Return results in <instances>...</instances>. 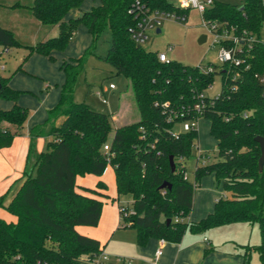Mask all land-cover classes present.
I'll return each mask as SVG.
<instances>
[{
  "label": "trees",
  "instance_id": "16d2710c",
  "mask_svg": "<svg viewBox=\"0 0 264 264\" xmlns=\"http://www.w3.org/2000/svg\"><path fill=\"white\" fill-rule=\"evenodd\" d=\"M136 1L101 0L87 12L81 11L84 0H34L29 7L45 27H59L57 37L26 47L30 55L40 54L55 62L53 53L64 52L80 26L88 29L92 44L80 57L62 63L61 98L48 111L46 122L31 130L28 169L21 186L8 204L9 192L0 197V210L17 218V222H7L0 217V264H89L100 255L101 243L77 228L97 227L104 203L78 192L77 178L100 177L109 165L115 172L118 196H132V208L121 211V227L136 231L138 246H147L152 238L180 243L189 232L204 234L247 223L259 227L261 242L245 246V264H250L253 253L264 264V168L259 166L261 147L256 141V137H264V82L257 77L264 73V0H244L242 7L222 2L206 7L203 18L207 25L218 23L238 37L247 34L252 38L243 44L242 52L235 51L239 64L228 62L212 73H205L201 65L163 63L159 52L136 43L129 31L136 24L129 13ZM139 1L152 11L188 13L168 0ZM73 10L80 11V16L66 20ZM106 30L111 32V46L105 61L116 75L129 81L139 114L135 122L114 125L111 115L75 100L79 77ZM0 46L24 47L13 31L2 26ZM217 75L221 77L219 95L207 96L202 112H194L198 95L206 93ZM9 82L10 78L0 76V99L15 103L10 110H0V150L13 144L29 115L18 104L22 92ZM61 118L64 120L57 126ZM193 119L210 121V134L218 147L215 163L197 166L195 184L185 179V164L193 157L199 131L174 133L180 124ZM5 123L15 130L4 127ZM41 137L51 140L46 151L37 153L35 144ZM106 144L109 152L104 150ZM209 175L232 196L221 198L206 218L191 222L196 186ZM165 183L172 188L162 189ZM98 187L106 189L102 182ZM86 191L100 194L94 189Z\"/></svg>",
  "mask_w": 264,
  "mask_h": 264
},
{
  "label": "crops",
  "instance_id": "0c3cea01",
  "mask_svg": "<svg viewBox=\"0 0 264 264\" xmlns=\"http://www.w3.org/2000/svg\"><path fill=\"white\" fill-rule=\"evenodd\" d=\"M100 1L96 4V0H84L81 11H90L93 7L98 6ZM33 2L34 0L24 2L22 0H0V26L13 31L24 48L36 46L41 41L59 35L58 26L48 29L31 14L29 7L33 5ZM80 14V11L73 10L67 15L66 20L76 18ZM206 40V37L203 38V41ZM91 44L92 36L88 29L85 26H80L68 48L64 52L56 51L53 53V56L56 58L55 62L51 61L49 57L40 54L30 55L29 52L26 62L21 64L19 61L20 64L15 66L16 70H13L14 72L10 76H4L0 72V76L10 78L9 85L11 88L22 92L18 104L29 111L27 121L15 137L13 144L8 148L0 150V197L9 192V196L12 199L21 186L20 180L28 169L27 159L31 144V130L36 126L43 125L48 119V111L54 108L60 101L62 86L65 82V74L61 69L62 63L71 58L80 57L84 53L82 51L89 48ZM76 49H79L77 54ZM12 50L5 49L2 52L0 48V58L3 53L10 54ZM80 53L82 54L80 55ZM1 69L7 70L4 66ZM101 91L105 92L103 89ZM14 105V102L0 99V110H10ZM125 116H127L125 107H122L118 115L112 116L113 122H116L117 118H119L120 120L117 122L121 124V120L125 119ZM63 120L64 118L59 119L57 126ZM115 125L117 124L115 123ZM4 127L15 130V126L8 123H5ZM50 140L51 138L47 137L38 138L35 144V151L37 153L43 152ZM202 162L204 163L205 160ZM110 170L108 168L100 177L86 175L77 178L78 192L94 196L104 203L101 219L97 227L80 226L77 228L81 234L98 240L101 243V247L108 240L109 235L115 233L116 230H121V207L131 209L133 204V199L130 195L119 197L115 189L112 192V190L108 191V189L98 187L99 182L107 186L106 176L109 172L112 173ZM112 175L115 182L114 169ZM196 188L194 207L188 219L191 222H199L206 218L209 214L213 213L216 203L221 198L228 199L232 196L231 193L223 190L222 185L218 183L214 175L204 178ZM86 189H94L100 194L92 195ZM122 197L129 198L127 205L122 203ZM110 203L111 205H109ZM5 221L17 222V218L14 216L13 221ZM238 224H246L251 229L258 227L257 225L247 223ZM233 225L237 224L221 228ZM211 234V231L204 234L187 233L180 243H170L152 238L145 247H140L138 244L135 247L134 245V249L129 254L132 257L129 258L130 264H245V246H257L259 244V240L255 245H252L250 242L245 244L246 241L238 242L233 235L225 238H216L211 236ZM119 237L122 239V236ZM159 249L163 253L158 263H156V252ZM250 264H261L257 253L251 255Z\"/></svg>",
  "mask_w": 264,
  "mask_h": 264
},
{
  "label": "rangeland",
  "instance_id": "374dc122",
  "mask_svg": "<svg viewBox=\"0 0 264 264\" xmlns=\"http://www.w3.org/2000/svg\"><path fill=\"white\" fill-rule=\"evenodd\" d=\"M24 1L27 0H22V2ZM181 1L182 0H168L174 8L180 9L182 8ZM198 1L200 4L204 5H207L209 1L212 3L222 2L239 7H242L244 4V0ZM98 3L99 0H96V4ZM184 16L186 17V20L183 18L164 20L162 25L158 27L161 30L160 33H157V28L149 31V40L143 44V47L147 51L166 52L171 60L182 63L186 66H198L199 64L207 66L211 63L219 68L222 65L218 58L219 46L214 45L215 35L212 32L211 26L206 25L203 14L196 7L190 6L187 15ZM205 37L207 40L203 41V38ZM261 40L264 42V28L261 30ZM110 46L111 32L110 30H106L98 41L94 53L88 57L85 70L79 77L75 90V100L87 104L95 111L109 114L111 117L113 115H118L124 105L127 116H125V119L121 120V124L135 122L139 119V114L137 107L134 104L129 81L123 76L116 75L114 68L105 61ZM170 46H173L172 51L168 50ZM0 48L2 52L5 50L4 47L0 46ZM85 51H82V53H85ZM29 52L28 48L21 47L19 49H13L10 54L3 53L0 58L1 74L4 76H10V74L14 72L13 70H16L15 66L20 64L19 61L21 64L26 62ZM78 52L79 49H76V54ZM82 53H80V55ZM2 66L6 67L7 70L4 71L1 69ZM260 77L264 78V73ZM110 85H114L115 89L111 90ZM101 89L105 90L103 98L106 99L107 104L103 103L101 97L97 95V92ZM220 91L221 77L217 75L212 87L206 91V94L210 98H214L218 96ZM117 119L120 120L119 118ZM117 121L114 122V125L115 123L121 125ZM177 129L179 130L180 127L178 126ZM198 131L199 138L193 151V157L187 160L185 164L187 167V179L193 184L196 182L195 171L197 166L203 164V162L198 163V157L201 153L207 157L205 158V163L207 164L215 163L218 160L217 141L210 134V121L207 119H200L198 123ZM44 151H46V149ZM108 168L111 169L110 171L113 173V168L110 165ZM112 173L109 172L106 176L108 182L106 183V189H108V191L112 190L113 192V189L117 191V188ZM199 184L200 183L197 185ZM10 199L9 196L6 200V204L10 202ZM128 199L129 198L122 197V203L127 205ZM109 205H111V203ZM0 216L5 220H14V216L4 209L1 210ZM210 231L212 233L211 236L216 238H225L233 235L238 242L246 241L245 244L250 242L252 245H255L259 240L260 244L258 227L251 229L246 224H237L225 228H214L209 230V232ZM189 234L192 233L189 232ZM119 236H122V239H120ZM136 244L137 233L134 229L122 227L121 230H116L115 233L108 236V240L102 246V252L107 256L105 264H123L122 260H125L130 264L131 262L129 258L132 257L129 254L131 250L134 249V245L136 247Z\"/></svg>",
  "mask_w": 264,
  "mask_h": 264
},
{
  "label": "built area",
  "instance_id": "2783aa9c",
  "mask_svg": "<svg viewBox=\"0 0 264 264\" xmlns=\"http://www.w3.org/2000/svg\"><path fill=\"white\" fill-rule=\"evenodd\" d=\"M212 2L209 1L207 5L200 4L198 0H182L181 1V9H188L190 6L196 7L202 14L205 11L206 7L211 5ZM129 13L134 17L136 20V24L130 28V33L134 41L138 44L143 45L149 40V35L148 32L151 30H154L162 25L164 20L168 19H174V18H183L186 20V17L184 15H176L175 13L171 12H165V11H152L150 10L145 4H143L141 1L137 0L134 2L129 10ZM206 22V21H205ZM207 25V23H206ZM212 32L214 33V45L219 46V52H218V58L221 64H225L228 62H234L239 64L240 60L235 59V51L237 50L238 52H242L243 44L246 42H249L252 40V38H247L246 35L244 36H236L232 31H229L227 28L220 24L213 23L211 25ZM228 42V43H227ZM231 43H234V46H231ZM169 51L173 50V46H170L168 48ZM158 58L161 62L163 63H170L171 59L168 57L166 52H159L158 53ZM201 68L205 73H212L215 70V66L213 64H208L207 66H204L201 64ZM261 80V82H264V78H261L260 75L257 76ZM212 86L209 87V89ZM111 89H115L114 85H110ZM97 95L101 97L103 103L107 104L106 99L103 98V91H98ZM219 95V94H218ZM207 97L206 93H202L198 95V100L195 103L193 110L194 112L201 113L204 106H205V98ZM200 119H193L190 121H185L184 123L180 124L179 127L180 129L175 130L174 133L175 135L178 133L182 132H189L192 130H198V123ZM104 150L106 152L110 151V145L106 144L104 146ZM201 158L202 161L205 160L203 157V154L201 153L199 155V158ZM198 158V159H199ZM200 160V159H199ZM205 163V162H204ZM185 179H187V176L185 175ZM127 209L126 207H122L120 211H125ZM126 212L125 215L131 213ZM177 221H179L177 219ZM162 250L159 249L156 252V259L155 262L158 263L159 258L162 255ZM107 260V256L104 255V253H100L97 257L89 261V264H105Z\"/></svg>",
  "mask_w": 264,
  "mask_h": 264
},
{
  "label": "water",
  "instance_id": "95a60500",
  "mask_svg": "<svg viewBox=\"0 0 264 264\" xmlns=\"http://www.w3.org/2000/svg\"><path fill=\"white\" fill-rule=\"evenodd\" d=\"M157 32L160 33V29H158ZM256 141L260 144V147H261V158L259 160V166H260V169L262 170L264 168V137L258 136V137H256ZM170 164H171L172 170L175 171L176 170V164H175L173 156L170 157ZM161 188L162 189H165V188L171 189L172 186L169 183H165ZM168 222H170V220Z\"/></svg>",
  "mask_w": 264,
  "mask_h": 264
}]
</instances>
